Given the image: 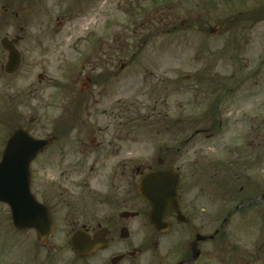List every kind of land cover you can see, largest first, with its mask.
<instances>
[{
    "label": "flooded vegetation",
    "instance_id": "obj_1",
    "mask_svg": "<svg viewBox=\"0 0 264 264\" xmlns=\"http://www.w3.org/2000/svg\"><path fill=\"white\" fill-rule=\"evenodd\" d=\"M77 1L79 7L96 0ZM39 3L0 2V162L8 140L17 132L42 143L29 165L28 195L35 213L25 216L33 215L31 226L15 229L8 206L0 203L7 208L10 223L9 236L0 247V264H238L233 259L242 258V251L239 255L228 250L225 229L229 219L246 215L258 204L253 173L264 157L254 146L258 135L252 139L248 134L249 142L211 152L195 146L197 139L209 143L220 136L224 122L219 105L236 100L241 79L232 84L233 73L221 85L198 84L211 82L210 74L202 70L195 80L192 104H187L197 117L184 118L175 100L171 118L153 109L157 116L152 118L163 121L175 147L158 141L148 146L143 138L130 137L129 144L124 134H110V71L93 74L82 67L68 85L65 38L58 36L67 22L66 6L58 7L61 20L53 25L50 19H34L33 12L43 8ZM25 7L30 8L27 19L31 20H23ZM260 9L264 11V4ZM196 29L210 32L209 26ZM177 31L175 25L165 33ZM97 40L90 39L89 50L96 48ZM9 50L20 57L12 73L6 72ZM21 73L28 75L27 84ZM154 77L145 73L141 84L155 81V89L163 87L153 94L166 108L168 90L170 98H177L179 78L167 73ZM210 90L222 93L212 108L205 106ZM192 125L199 126L192 132ZM159 133L158 138L163 135ZM126 145L146 146L151 157L157 155L155 164L133 166L132 159L123 158ZM145 161L149 164L150 158ZM150 173H171L178 179L180 212L158 214L162 221L157 224L152 222L151 204L140 194L141 181ZM258 248L263 251L264 244Z\"/></svg>",
    "mask_w": 264,
    "mask_h": 264
},
{
    "label": "rangeland",
    "instance_id": "obj_2",
    "mask_svg": "<svg viewBox=\"0 0 264 264\" xmlns=\"http://www.w3.org/2000/svg\"><path fill=\"white\" fill-rule=\"evenodd\" d=\"M0 2L8 5L11 0ZM34 2L38 5V0ZM40 3L43 8L33 12L34 19L44 22L50 19L53 25L61 20L58 7L66 6L67 22L58 36L65 38L68 85L75 72L82 67L86 68V73L92 70L93 74L110 71V134H124L127 143L129 137L143 138V144L148 146L158 141L174 148L171 134H165L163 121L157 120L160 124L152 118L157 116L153 109L171 118L175 110L170 105L173 106L175 100L178 112L184 118H195L197 113L194 114L187 104H192L198 73L204 70L207 75L210 74L212 82L198 84L221 85L223 80L226 83L230 75L237 72L234 79H241V92L236 100L226 99L219 105V114L224 122L220 136L209 143L197 139L195 147H205L210 152L216 148L235 147L234 143L241 144L242 140L249 142L248 134H252V139L257 134L254 146L258 145V154L264 155V19L257 20L254 15L264 0H96L79 7L77 0H65L64 3L61 0H40ZM27 4L32 2L24 3ZM29 10L26 7L22 9L23 20H31L32 17L27 19ZM59 11L64 12L62 8ZM181 24H191L194 28L177 31L176 35L164 34ZM206 26L212 29V34H208L207 29L206 32L196 29ZM142 27L143 30L134 31ZM141 36L146 40L140 42ZM94 37L98 38V44L95 49L89 50L90 39ZM148 72L157 75L154 80L161 73L178 76L177 98H170L171 91L168 90L166 108L162 107L164 101L160 103L158 95L153 94L163 90V87L155 89V81L141 84L142 77ZM20 75V79H25L23 82L27 84L28 75ZM98 93L100 96L106 94ZM210 93L205 106L212 108L215 97H220L222 93H213V90ZM201 102L202 97L199 96L197 103ZM150 121L157 124L148 123ZM250 121H254L255 126ZM198 126L192 125L190 130L193 132ZM157 132L163 135L158 138L155 135ZM135 133L142 137H136ZM125 148L128 152L123 158L132 159L133 166L155 164L157 155L151 157L146 146L138 149L137 146L126 145ZM143 157L150 158L149 164ZM253 178L258 194L264 193V157H260ZM7 217V208L0 205V247L4 246L5 237L9 236ZM225 231L228 250L237 251L239 255L242 251V258L237 257L234 262L245 264L250 260L251 264H264V250L258 248L264 244V201L247 210L246 215H235L229 219Z\"/></svg>",
    "mask_w": 264,
    "mask_h": 264
},
{
    "label": "water",
    "instance_id": "obj_3",
    "mask_svg": "<svg viewBox=\"0 0 264 264\" xmlns=\"http://www.w3.org/2000/svg\"><path fill=\"white\" fill-rule=\"evenodd\" d=\"M8 52L7 73H12L18 66L19 56L12 50ZM40 148L41 142L17 132L8 140L0 162V202L10 208L14 227L19 230L31 226L33 215L28 218L25 214L35 213L28 195L29 165ZM177 187L178 179L171 173H150L141 181L140 194L152 206L154 224L162 221L158 217L160 213L177 216L180 212Z\"/></svg>",
    "mask_w": 264,
    "mask_h": 264
},
{
    "label": "trees",
    "instance_id": "obj_4",
    "mask_svg": "<svg viewBox=\"0 0 264 264\" xmlns=\"http://www.w3.org/2000/svg\"><path fill=\"white\" fill-rule=\"evenodd\" d=\"M263 10V9H262ZM261 10V12L260 13H255L254 15H256V17L257 18H260L261 19V17H264V11H262ZM212 83V82H211ZM232 84H236L237 83V80H235V79H233V81L231 82Z\"/></svg>",
    "mask_w": 264,
    "mask_h": 264
}]
</instances>
